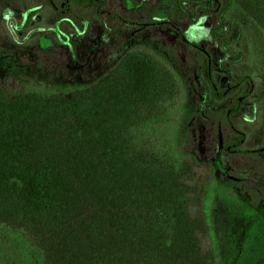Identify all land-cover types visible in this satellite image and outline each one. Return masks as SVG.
I'll return each mask as SVG.
<instances>
[{
  "label": "trees",
  "instance_id": "obj_1",
  "mask_svg": "<svg viewBox=\"0 0 264 264\" xmlns=\"http://www.w3.org/2000/svg\"><path fill=\"white\" fill-rule=\"evenodd\" d=\"M110 4L45 0L56 18L72 8L88 10L99 21L107 18L101 24L106 36L127 27L141 32L172 26L165 20L138 22L123 10L110 11ZM169 4L170 13L192 26L203 25L201 15H211L208 33L217 41L215 52L235 64L245 58L251 71L235 76L226 60L215 63L218 54L176 32L183 46L201 55L197 67L211 96L233 97L222 114L228 136L207 160L194 158L205 150L199 112L187 114L188 123L197 118L200 132L196 139L185 134L186 156L132 142L135 128L187 95L184 77L165 50L129 47L103 56L99 49L90 51V41L84 50L85 39L73 41V47L66 38L58 43L62 48L53 43L45 49L50 68L30 74L41 86L12 93L0 79V226L21 232L39 252L41 264H217L204 213L206 190L222 166L216 158L222 151L228 158L251 156L264 165V145L245 148L246 130L232 120L241 117L248 125L262 120L264 96L263 103L255 100L254 81L264 79V0ZM232 7L242 13L241 22L229 19ZM31 35L28 39L38 45L42 35ZM15 50L13 44L4 46L6 56L20 66ZM58 51L61 69L54 70ZM221 74L226 75L223 88ZM234 178L231 185L256 191L254 207L264 206L257 192L258 187L264 191V177L241 168Z\"/></svg>",
  "mask_w": 264,
  "mask_h": 264
},
{
  "label": "rangeland",
  "instance_id": "obj_2",
  "mask_svg": "<svg viewBox=\"0 0 264 264\" xmlns=\"http://www.w3.org/2000/svg\"><path fill=\"white\" fill-rule=\"evenodd\" d=\"M110 1V11L123 10L122 14L138 22L165 20L172 26L170 29L148 28L141 32L127 27L106 36L101 24L107 18L99 21L88 10L72 8L73 12L71 11L69 15L56 18L52 9L45 6V0L31 2L0 0V79L12 93L41 86L42 83L33 80L30 74L32 71L33 73L46 72L50 68L47 61L50 56L45 49L51 48L53 43L55 46L60 42L64 43L66 38L71 40L73 47H76L73 41L82 43L85 39L84 50L85 44L90 41V51L94 54L99 49V53L103 56L115 55L129 47L134 49H141V46L146 49L155 47L157 49L154 50L157 51L165 50V55L171 65L184 77L182 78L187 95H179L165 104L150 121L135 128L132 131V142L136 147H147L156 151L166 150L182 157L190 154L186 149L189 148V144L183 143L185 134L188 132L196 139L201 127L202 134L199 137L203 141L205 150L203 154H194V158L199 161L207 160L211 154H216L219 144H223L222 141L228 136L222 114L232 103L233 97L216 100L211 96L197 67L201 62V55L183 46L177 39L176 32L183 31L189 42L202 46L212 54H218L215 63L218 65L222 60H226L235 76L251 73L245 66L246 59L243 58L241 62L235 64L228 56L221 52L216 53L219 51L217 41L208 33L214 23L211 15H201L199 22L203 25L198 27L170 13V0ZM228 17L240 22L243 19L242 13L235 7L231 8ZM33 32H39L40 36L42 35L38 45L31 43L28 39ZM11 39L18 40L20 46L14 44ZM6 44H13L17 47L12 54L17 58L20 66L4 53ZM58 52L59 54L57 53L55 57L56 65L53 64L54 70L61 69H59L61 62L59 58L61 57L58 56L61 53ZM225 76L221 74L219 79L222 88L226 81ZM263 81L262 78H255L254 81V96H257L255 100L261 99L262 103ZM261 109L262 120L253 125H248V121H242L241 117V119L237 117L232 119L240 128L246 130L244 131L246 132L245 148L264 145V106ZM192 112H199L196 117L201 118L202 116L204 119L198 120L199 128L197 118L187 122V114L190 115ZM185 122H187L186 126ZM243 123L245 124L241 125ZM261 125L263 127H260L259 131L256 130V127ZM216 161L222 164V168L218 167L215 171L206 190L204 201V213L216 263L264 264V206L254 207L252 204L251 200H257L255 190L251 191L245 189L244 185H238L242 188L244 195L237 186L229 183L230 180H236L234 174L241 168L250 169L263 179L264 165L251 156L228 158L222 151ZM258 188L257 192L262 194L260 196H263L264 200V191ZM0 264H41V257L39 252L28 244L21 232L0 226Z\"/></svg>",
  "mask_w": 264,
  "mask_h": 264
}]
</instances>
